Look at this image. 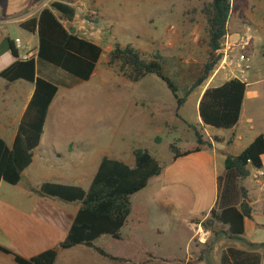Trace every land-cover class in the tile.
<instances>
[{"label":"rangeland","instance_id":"rangeland-1","mask_svg":"<svg viewBox=\"0 0 264 264\" xmlns=\"http://www.w3.org/2000/svg\"><path fill=\"white\" fill-rule=\"evenodd\" d=\"M209 1L103 0L105 9L113 11L108 15L96 9L97 0H82L73 6L76 9L74 21L64 23L69 29L79 30L81 37L94 41L103 49L104 54L96 75L91 81L83 82L56 68L38 64L39 74L55 82L64 92L51 109V117L55 120L58 118L55 130L57 133L53 134L56 136L45 129L42 141L44 147L53 140L61 149L70 144H85L91 148L88 153L97 162L94 172L97 171L102 156L126 159L131 149L142 148L149 150L163 169L162 175L151 181L148 188L132 197V210L142 218L143 230L140 235L146 237L144 250L137 245H133L134 248L116 246L108 237L97 243L98 247L110 253L119 252L122 255L132 252L135 255L136 252L137 263L145 257V251L151 258V263L147 262L148 264H195L204 261L205 256L207 264H219V251L212 250L206 254L210 242L218 243L220 249L235 247L250 250L249 247L228 239L226 235L219 238L221 227L216 228L217 235L206 231L200 222L206 221L210 213L207 218L199 215L188 220L192 211L206 209L212 203L216 188L211 176L202 180V201L195 206H192V200L180 202L178 196L158 199L156 202L149 198L150 194L154 200L157 198L156 193L161 191L158 183L164 182L168 193L178 187V180L167 179L170 174L178 176L180 172L191 171V165L179 167L174 164L170 146L175 144L180 152L197 146L193 128L198 131L200 128L197 122L200 120L198 107L202 93L205 89L234 79L235 76L228 65L223 63L225 49L235 57L239 53L235 47L249 34L253 50L260 56L264 50V0H233L228 36L223 42V52L220 53L222 60L208 81L191 91L210 57L207 19L203 14ZM11 27H7L9 36H6L9 38L6 39L20 37L18 31H11ZM81 27L84 29L80 30ZM116 44L123 48L132 46L148 60L161 55L166 78L178 89L179 98H186L184 107L178 111L174 96L156 76L132 83L120 73L119 64L110 66L109 55ZM4 45L8 49L6 42ZM235 49L233 54L231 51ZM4 54L0 49V59ZM227 63L231 64L230 61ZM44 67L48 69L45 72ZM254 70L264 73V61L255 59ZM200 133L205 137L230 134L229 131L211 127H206ZM243 146L244 144L239 143L235 150H231L238 153ZM118 149H122V154L116 156L113 151ZM131 161L134 162L133 155ZM55 174L58 173L45 166L38 173V182L43 183L42 179ZM0 202L29 214L35 206V201L28 196L23 184L10 186L3 183L0 187ZM152 203L155 206H150ZM166 204L171 205L170 208L162 207ZM190 222L196 223L193 226L196 231L191 232ZM0 244L22 254L21 250L13 248L10 240L3 234L0 235ZM80 250H84V247H77L74 251H61L74 257ZM259 252H264V249ZM3 262L15 264L13 258L0 255V264Z\"/></svg>","mask_w":264,"mask_h":264},{"label":"trees","instance_id":"trees-1","mask_svg":"<svg viewBox=\"0 0 264 264\" xmlns=\"http://www.w3.org/2000/svg\"><path fill=\"white\" fill-rule=\"evenodd\" d=\"M232 1L210 0L203 9L207 19L210 57L191 91L202 87L222 60L220 53L228 36ZM75 18L74 7L54 2L38 17L23 22L20 28L24 33L39 37L37 56L28 61L19 60L15 43L4 39L0 34V44L6 42L8 45V49L2 51H10L17 59L12 66L0 73V77L8 83L25 81L35 85L34 96L22 119L12 149L0 139V183L10 186L21 183L24 171L33 163L34 151L41 143L50 107L59 91L56 85L37 76V65L40 63L52 66L83 82L91 81L96 73L104 51L94 41L83 38L78 33H70L72 28H67L63 21L72 23ZM117 64L120 73L132 83L156 76L174 96L178 111L184 107L186 98L180 99L178 89L166 78L161 55L148 60L134 47L123 48L116 44L109 55V65ZM247 91V84L239 79H231L219 87L206 89L198 107L202 124L218 130H233L240 121ZM193 131L197 144L194 149L180 152L175 144L170 146L174 162L213 148V143L206 141L200 131L196 128ZM214 141L218 142L217 139ZM133 156L134 166L104 157L88 191L76 186L44 183L37 191L40 196L80 206L67 238L58 248L32 258H25L1 244L0 255L13 258L15 264H55L59 250L86 247L111 261H121L96 247V242L102 237L122 239V231L132 214V197L145 190L150 181L160 177L163 172L159 161L149 150L135 149ZM263 156V135L256 138L240 155L227 156L225 173L218 178L216 205L210 211L209 218L201 223L206 231L217 235L216 228L221 227L228 239L244 237L245 221L253 220L254 210L241 182L251 175L250 168L263 169ZM214 245V242H210L207 255ZM221 264H264V252L229 247L222 253Z\"/></svg>","mask_w":264,"mask_h":264},{"label":"crops","instance_id":"crops-1","mask_svg":"<svg viewBox=\"0 0 264 264\" xmlns=\"http://www.w3.org/2000/svg\"><path fill=\"white\" fill-rule=\"evenodd\" d=\"M80 1L82 0H0V34L3 35L4 39L9 38L6 36L9 34V29H7V27L12 26L11 31L14 29L18 31V35H20V37L18 36L15 39H11L15 45L16 41L20 40L21 49H18L16 45V48L19 51V60L25 55H28L31 58H36L39 48V37L38 35L24 33L21 30L20 25L31 18L38 17L45 8L50 7L54 2H60L73 7ZM85 1L91 2L92 0ZM102 2L103 0H97V3L95 4L96 9L108 15L110 12H113L105 9ZM0 49H7L4 42L0 44ZM4 53L5 54L0 59V73L8 69L17 61L10 51H5ZM257 53V51L253 50L252 46L249 48L248 54L252 59L253 66L245 81L248 86V91L238 125L233 130L229 131V135L204 136L206 141H211L213 143L212 149H204L200 153L192 154L174 162V164L179 165V167L191 165V171L180 172V175L178 176L170 174V176L167 177L168 180L179 181L178 187L170 191L172 193L166 191V188L164 187L166 185L164 182L158 183L161 191L158 190L159 193H156L157 198L154 200L152 194L149 195V198L153 202H156L158 199L166 200L167 198L178 196L180 202H185L187 199L192 200V206H195V204L202 201L200 189L202 180H207V178L211 176L216 188L212 203L209 207H206V209H198L196 212L192 211L188 220L191 217L199 215L205 216L206 218L209 216L210 211L215 207L217 202L218 178L225 173V161L227 156L240 155L255 141L256 138L261 135L264 136V73H259L254 70L255 59L264 61V50L261 52V56ZM99 65L100 62L97 66L96 72ZM46 68L47 67L43 68V72L48 70ZM38 69L39 67L37 65V76L56 85L59 91L50 107L41 143L34 151L33 163L24 171L20 183L25 186L28 196L32 197L35 201L34 210L29 214L18 211L7 204L0 202V235H5L12 243L13 248L19 251L21 250V255L25 258H32L47 250L58 248V246L67 238L74 219L80 209V206L75 203L70 204L59 199L40 196L37 193L40 187L44 183H55L64 186L81 187L85 191H88L99 169L98 167L96 172L93 171L97 162L91 158L88 153L91 148L85 144H70L61 149L58 148V145L53 140L50 145L46 147L43 146L42 141L46 134L45 129H49L48 132L52 133V135L56 132L58 118L55 120L51 117V109L56 100L60 95L64 94V92L62 93L61 87L55 82L40 75ZM204 92L202 93V96ZM34 93L35 85L31 83L25 81L8 83L0 77V139L3 140L10 149H12L14 145L22 119L30 105ZM197 123L200 127L199 131L204 132L207 126H204L201 120H198ZM214 139H217L218 142H215ZM239 143L244 144L243 148L238 153L233 152L231 149L234 148L235 150ZM134 150L135 149H131L129 155L127 153L126 159L116 158L115 156H109V158L123 161L129 166H134L135 159L134 162L131 161ZM113 153L114 155L119 156L122 154V149L115 150ZM104 157H107V155L102 156L101 161ZM185 161L188 162L185 163ZM262 161L263 169L261 171L264 173V156ZM45 166L47 169L55 170L58 174H55L53 177H45L46 179H42L43 183H39L38 173L43 171ZM256 171L257 170L250 168L251 175L241 182V186L248 192L249 202L254 210L253 220L246 219L245 221V235L243 239L250 244L262 246L264 245V176L256 178ZM151 181L149 185L152 183ZM2 184L3 183H0V187ZM154 204L155 203H152L150 206L153 207L155 206ZM170 206H168V204L162 205L164 208H170ZM195 224L196 223L192 222L189 223L192 227L191 232L196 231L195 228H193ZM141 230H143L142 218L132 210L128 223L122 231V239L114 240L111 237L108 238L112 239V241L116 243V246L124 245L126 248H134L133 245H137V247L140 246V248L144 250L143 245L146 237L140 235ZM159 231L158 233H160ZM221 235L223 236L225 233L221 232ZM103 239L107 238L102 237L99 239L96 242V246L97 243ZM191 240H193V237L190 238V242ZM107 241L110 242L111 240ZM76 248L66 251H74ZM226 249L228 248L220 249L218 243H215L213 247V250L217 252L219 251V264H221L222 253ZM105 252L121 261H111L99 255L95 250L84 247V250H80L74 257H71L60 250L55 264L151 263V258L145 251H143L145 257L142 258L140 263H137L136 252L135 255L132 254V252L122 255H120L119 252ZM205 260H207L206 256L204 261H198L195 264H207V261ZM3 264L8 263L3 262Z\"/></svg>","mask_w":264,"mask_h":264},{"label":"built area","instance_id":"built-area-1","mask_svg":"<svg viewBox=\"0 0 264 264\" xmlns=\"http://www.w3.org/2000/svg\"><path fill=\"white\" fill-rule=\"evenodd\" d=\"M84 28H80V30H83ZM77 33L79 30H76ZM91 35H95V34H91ZM84 38V37H83ZM90 40V39H89ZM252 44V37L247 34L245 35V37H243L241 39V41L239 42V44L235 47L236 49L239 50V53L234 57V55H230V53L228 52V50L225 49L224 53H225V57L223 59V63L227 64L230 71L235 75L234 79H239L243 82L246 81L247 75L250 73V71L252 70V59L250 57V55L248 54L249 48L251 47ZM16 45L18 49H21V44H20V40L16 41ZM231 51L234 54V51ZM237 50V51H238ZM223 52V50L221 51ZM229 53V54H228ZM31 57L28 55H25L21 58L22 61H28L30 60ZM230 61L231 64H228L227 62ZM264 173L261 170H257L255 173V177L256 178H260L263 177Z\"/></svg>","mask_w":264,"mask_h":264},{"label":"water","instance_id":"water-1","mask_svg":"<svg viewBox=\"0 0 264 264\" xmlns=\"http://www.w3.org/2000/svg\"><path fill=\"white\" fill-rule=\"evenodd\" d=\"M70 33H71L72 35H76L77 31H76L75 29H71V30H70ZM221 236H222V235L220 234L218 237L221 238ZM231 240L234 241V242H237V243H241V244H243V245L249 247L251 250L256 251V252H258V251L264 249V245L256 247V246H254V245L248 243V242H247L246 240H244L243 238H232Z\"/></svg>","mask_w":264,"mask_h":264}]
</instances>
